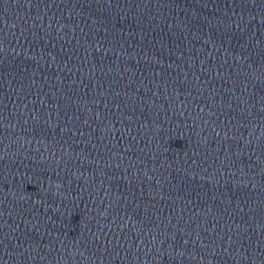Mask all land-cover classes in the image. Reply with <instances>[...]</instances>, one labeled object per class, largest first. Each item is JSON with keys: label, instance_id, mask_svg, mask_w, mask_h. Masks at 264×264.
<instances>
[{"label": "clouds", "instance_id": "clouds-1", "mask_svg": "<svg viewBox=\"0 0 264 264\" xmlns=\"http://www.w3.org/2000/svg\"><path fill=\"white\" fill-rule=\"evenodd\" d=\"M59 186H60V185L57 183V184H56V187L58 188Z\"/></svg>", "mask_w": 264, "mask_h": 264}]
</instances>
